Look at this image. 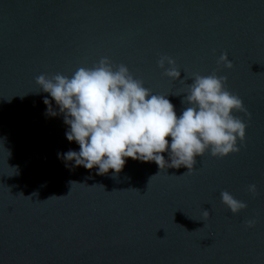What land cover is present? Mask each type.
<instances>
[{"label":"water","instance_id":"obj_1","mask_svg":"<svg viewBox=\"0 0 264 264\" xmlns=\"http://www.w3.org/2000/svg\"><path fill=\"white\" fill-rule=\"evenodd\" d=\"M105 57L178 116L188 77L225 76L248 113L233 112L239 151L205 152L191 174L126 158L98 175L58 158L79 145L36 77ZM223 191L247 207L234 215ZM0 264H264V0H0Z\"/></svg>","mask_w":264,"mask_h":264},{"label":"clouds","instance_id":"obj_2","mask_svg":"<svg viewBox=\"0 0 264 264\" xmlns=\"http://www.w3.org/2000/svg\"><path fill=\"white\" fill-rule=\"evenodd\" d=\"M217 62L232 67L227 54L222 53ZM157 66L171 79L180 76L170 56H160ZM188 78L192 83L181 101L188 106L179 116L169 94L152 93L125 64L114 65L106 57L91 67H79L70 76L41 74L35 82L63 114L66 139L79 145L78 151L69 149L58 153V158L85 169L95 167L98 175L110 169L119 173L126 158L155 162L160 171L184 167L191 174L196 158L205 152L223 158L239 151L237 142L243 143L246 124L233 112L248 113L241 99L227 90L225 76L212 73ZM43 102L48 115L58 114L48 97ZM248 190L255 193L256 185L249 184ZM220 195L234 215L247 207L228 191ZM205 215H209L206 210ZM254 224V220L247 221V227Z\"/></svg>","mask_w":264,"mask_h":264}]
</instances>
